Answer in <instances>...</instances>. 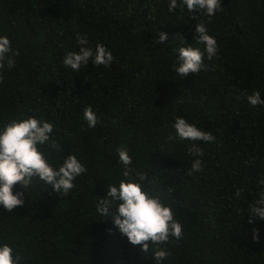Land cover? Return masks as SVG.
<instances>
[{
    "label": "trees",
    "instance_id": "obj_1",
    "mask_svg": "<svg viewBox=\"0 0 264 264\" xmlns=\"http://www.w3.org/2000/svg\"><path fill=\"white\" fill-rule=\"evenodd\" d=\"M168 4L0 0V37L18 53L12 68L0 70V129L30 116L50 122L53 133L41 146L48 162L58 168L73 153L87 168L67 196L34 182L23 206L12 213L0 206V244L21 264H156L95 211L96 197L124 179L118 148L147 173L144 190L170 205L182 225V238L155 246L170 253L162 264H264V219L250 224L247 217L264 179V105L246 99L257 90L264 99V0H221L211 17L186 6L169 12ZM199 23L217 52L183 78L171 69L174 49L204 51L194 39ZM162 32L167 39L158 44ZM77 34L87 47L108 48L111 66L64 67L65 54L79 50ZM86 106L97 115L95 127L83 118ZM177 117L215 137L195 142L202 156L188 152L193 141L176 138ZM197 158L202 171L189 175Z\"/></svg>",
    "mask_w": 264,
    "mask_h": 264
},
{
    "label": "clouds",
    "instance_id": "obj_2",
    "mask_svg": "<svg viewBox=\"0 0 264 264\" xmlns=\"http://www.w3.org/2000/svg\"><path fill=\"white\" fill-rule=\"evenodd\" d=\"M186 6L189 12L202 11L207 16H213L221 9V0H169L168 11ZM192 19H196L193 16ZM195 41L203 44L204 51L198 47L181 46L178 50V63L171 65V69L181 77L196 74L204 67V56L211 59L217 52L216 40L207 34L203 23L195 25ZM78 51H68L63 57V66L74 72H79L82 66L89 61L93 65L110 67L115 57L111 51L102 44H97L95 49L87 47L86 37L77 34ZM167 39V34L160 33L157 43ZM177 41L184 43V38L177 35ZM18 53L14 52L7 37H0V70L6 66L12 68ZM3 75L0 73V82ZM250 106L264 105L260 92L254 91L247 95ZM83 118L89 127L97 124V115L91 106L83 109ZM178 140H189L193 143L188 147V152L194 157L203 155L202 149L196 141L211 143L215 137L211 132L198 129L186 119L177 117L172 125ZM54 125L50 122L34 117L27 119H12L0 129V206L9 213L17 207L23 206L27 196L26 191L34 182L50 185L52 190L60 196H67L75 187L74 181L86 173L87 168L72 153L62 159L58 168H54L41 150V146L50 140ZM50 147L59 152L60 145L53 141ZM119 162L123 165L122 176L118 183L109 185L104 197H96L94 205L96 213L111 223L125 236L133 246L139 245L141 251L151 252L156 264H162L170 253L155 247L165 244L170 237L177 240L182 238V225L174 218L170 205H165L159 196H153L145 191L142 183L147 180V173L131 167L132 158L126 148H118ZM187 170L189 175L202 171V161L194 159ZM151 183V181H148ZM261 190L258 198L247 207L248 223L264 219V179L258 181ZM19 185L22 191L13 193L14 186ZM241 195L237 188L235 196ZM258 229L254 228L256 233ZM254 238H256L254 236ZM14 249L7 243L0 244V264H21V257L13 255Z\"/></svg>",
    "mask_w": 264,
    "mask_h": 264
}]
</instances>
